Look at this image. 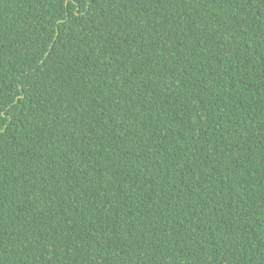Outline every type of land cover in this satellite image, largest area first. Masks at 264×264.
<instances>
[{
	"label": "trees",
	"instance_id": "trees-1",
	"mask_svg": "<svg viewBox=\"0 0 264 264\" xmlns=\"http://www.w3.org/2000/svg\"><path fill=\"white\" fill-rule=\"evenodd\" d=\"M0 264H264V0H0Z\"/></svg>",
	"mask_w": 264,
	"mask_h": 264
}]
</instances>
